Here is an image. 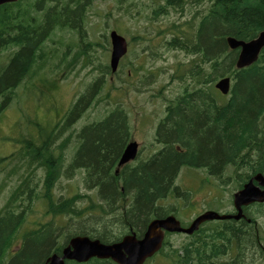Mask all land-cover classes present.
Segmentation results:
<instances>
[{"label":"trees","instance_id":"obj_1","mask_svg":"<svg viewBox=\"0 0 264 264\" xmlns=\"http://www.w3.org/2000/svg\"><path fill=\"white\" fill-rule=\"evenodd\" d=\"M115 1L118 9L129 12V7L121 6L124 0ZM164 2L167 7L183 12L185 6H197L201 0ZM88 4V0H70L43 9L29 0H19L0 6V54L10 50L7 62H0V117L11 103L17 102L16 91L24 82L37 81V85L25 86V90L33 94L36 92L42 100L44 94L40 90L39 79L47 73L48 77H52L56 70L61 69L60 62H64V67L70 64L65 57L77 46L73 38L59 39L56 45L59 41L67 42L64 46L58 45L66 48L60 53L61 50L55 47L44 49V44L65 29L64 33L72 31L69 34L78 37L83 28L85 30L86 20L89 22V18L85 17V6ZM161 9L154 10L153 15L157 17L163 12ZM36 11L39 14L35 17ZM188 21L184 27L176 25L177 31H184L175 34L169 44L197 56V59L183 75L176 73L174 79L193 86L197 82L210 85L223 76H230L233 80L230 98L223 104L215 105L210 97L204 94L195 97L191 90L193 96L175 98V106L172 109L169 107V120L159 139L165 144L164 150L148 164L125 171L123 193L116 191L114 177L108 174L125 139L124 124L117 119V114H110L100 123L90 125L92 122H88L78 132L76 139L81 145L66 168L63 150L69 138L59 135L56 139L55 136L61 126H69L76 120L75 116L91 103L103 77L99 84L97 81L89 84L85 94L80 93L77 101L71 102L73 106L62 121L57 116L51 117L46 132L36 124V135H29L26 131V134L19 132L16 139L2 138L1 144L5 141L13 144H6L11 150L0 156V167L5 172L0 188L11 182L14 173H18L20 178L19 184H15L8 200L1 206L0 264H42L51 251L57 252V241L63 237L57 235L53 222L59 217L81 216L96 207L91 203L84 210L76 209V203L91 197L86 193L76 192L59 198L53 196L59 179L65 177L69 180L80 169L84 171L86 189L94 188L96 196L106 203L116 197L133 198L128 214L134 225H143L152 217H163L164 213H160L156 204L167 194H179L178 189H172V186H175L182 167H206L210 174L222 178L225 170L234 165L235 175L241 182L256 174H264V48L256 63L237 71L234 69L237 51H230L225 43L227 37L250 41L264 32V0H208L202 10L196 11ZM190 26L192 30H189ZM84 54L89 56L88 51L84 50ZM202 63L211 64L212 70L208 66L206 71H199ZM181 88L185 89L184 86ZM56 141L60 143L55 147ZM173 143L181 144L184 153L175 152ZM15 146L17 149L13 150ZM4 160L13 170L6 172ZM28 195L33 201L39 199L43 208L39 212L44 217L49 216L51 223H34L24 230L21 248L10 254L12 244L20 239L19 231L28 221L30 213L35 211L30 207ZM260 213L264 215V205L259 207V211L257 208L251 211L250 224ZM83 223V227L69 229L67 234L103 239L100 232L94 230L97 229L96 224L87 225V222L86 226ZM256 240L264 242V221L256 228L248 224L235 226V223H223L200 229L189 242L184 243V249L173 250L171 256L181 264H216L219 260L214 258L220 255L219 252L236 247V258L231 260L233 264H254L259 262L253 258L257 255ZM85 264L100 263L91 260Z\"/></svg>","mask_w":264,"mask_h":264},{"label":"rangeland","instance_id":"obj_2","mask_svg":"<svg viewBox=\"0 0 264 264\" xmlns=\"http://www.w3.org/2000/svg\"><path fill=\"white\" fill-rule=\"evenodd\" d=\"M207 2L208 0H201L199 5L185 6L183 12H180L178 9L167 7L164 0H127L126 3L124 0L121 6L124 8L126 6L129 7V12H123L117 8L118 3L115 0H88L89 4L85 6V17L89 18V22L86 20L84 25L85 36L83 37L82 31L80 37L92 45V48L89 47L88 50L93 62L89 59L90 57L83 59L79 49L77 51L72 50L71 54L68 53L65 57L66 61H70V69H66L64 62H60L58 65L61 69L56 70L52 74V77H48L49 73H47V75L43 74L39 79V87L44 94L42 100L36 95V92H34L35 96L33 93L25 90V86L28 88L29 86L32 87L33 84L37 85V81L33 79L29 82H24L23 86L16 91L18 95L17 102L11 103L1 114L0 142L2 138H18L19 132L26 134V131H28L29 135H36V124L42 128V131L46 132L51 117L55 118L57 116L60 119L65 110L68 109L71 101H73L74 95L86 92L89 84L95 81L99 84L102 76H100V69L96 66L108 65V51L110 49L108 37L113 30L117 31L127 43V54L123 57L122 64L119 65V74L113 76L112 79H109L110 76L103 78L101 84L97 85V95L93 100V104L81 112L74 125L61 126L55 134L56 139H59L57 137L59 135H74L86 123L98 121V119L106 117L107 112L114 106L115 100L112 99L115 93L120 94L121 100L119 99L118 101L121 102V107L129 113L130 118H139L145 113L153 119L163 117L167 105L163 101V98L172 97L184 85V83L171 80V75L176 68L193 57L182 49L171 47L168 42L175 34L184 31H177V26L184 27L189 22L188 20L191 16L196 11L202 10ZM160 9L163 12L155 17L153 15L154 10L159 11ZM38 14L36 11L34 16L36 17ZM189 30H192L191 26ZM72 38V34L60 33L58 37L48 39L44 44V49L48 48L47 50H49L53 48L59 39L70 40ZM75 39L78 40L79 37L76 36ZM65 44L67 42H58L60 46H64ZM58 45H56V48L60 49V53H62V50L66 48H60ZM73 51L77 52L79 56L76 57ZM64 53H66V50H64ZM9 54L10 50L0 54V62L2 64L7 62ZM83 62L85 66H83ZM128 69L132 72L131 80L137 84V86L131 85L133 88L137 87L138 90L135 88L134 90L130 89L127 83H120L124 80L128 81V79L123 77ZM144 72L149 73L144 74ZM144 75H146L145 78L143 77ZM141 85H146V87L140 88ZM204 89L207 90L206 87ZM157 93H160L161 97L156 95ZM213 94L216 95L214 92ZM225 99H228V97H225ZM40 100L41 103H39ZM75 100L77 101V99ZM216 101H218V104H221L224 99L219 97ZM143 137L137 136L134 137V140L142 141ZM150 140L152 141V139ZM59 143V141H56V145ZM6 144L13 143L10 141H5L3 144L0 143V156L6 155L7 151L11 150L8 149ZM73 147L74 144H71L70 148L67 149L66 153L68 156L73 154L71 151ZM16 149L17 147L15 146L13 150ZM3 165L6 172L13 170V168L8 167L7 161L3 162ZM1 169L0 167V180L5 176V172H2ZM34 179L38 178L34 176ZM10 180L11 182L7 186L0 188V205L5 202L15 184H19V174L14 173ZM237 183L232 168L226 170L222 178L214 177L213 179L207 177L201 170L182 168L174 182V187L179 188L178 196L170 194L168 197H165L164 200H161L157 204L158 210L160 213L161 211L163 213L167 211L168 214L174 211L184 224H188L198 213L206 210L219 213L232 212V194L236 191ZM84 185L85 181L81 173L75 174L69 180L61 177L57 183V188L53 189V196L59 198L68 197L76 192L81 194L88 193V196H91V200L84 199L78 202L79 204L76 203L77 210H84L91 202L94 204L98 203L95 200V192L86 191ZM174 187L172 186V189ZM185 194L186 197L184 196ZM39 204L40 202L37 198L33 202L35 211L30 213L28 221L19 231L20 237H22V232L31 228L35 222L50 223L49 216L44 217L40 214L39 210L41 207ZM1 210L2 207L0 206V212ZM248 215L250 216L248 219L253 216L250 212H248ZM100 216H102V212L99 208L94 207L92 210L85 211L78 217H59L56 219L54 227H59L57 228L58 234L62 236L68 233L69 229L81 228L83 227V222H85V225L89 222L87 225L96 224L97 229L94 230H98L100 235H102ZM257 221L260 224L263 222V218H259ZM166 240L167 245L162 254H167L172 249H177L186 241V238L183 235L175 234L170 235ZM19 244V239H16L9 251L10 254H13L18 249V247L14 248V246ZM256 246H258V243H256ZM253 258L259 259V253L254 255ZM226 259L228 260V256L219 258L222 263H225ZM171 261L169 257L166 258L159 255L151 260L149 264H172ZM261 262L262 260H259V263Z\"/></svg>","mask_w":264,"mask_h":264},{"label":"water","instance_id":"obj_3","mask_svg":"<svg viewBox=\"0 0 264 264\" xmlns=\"http://www.w3.org/2000/svg\"><path fill=\"white\" fill-rule=\"evenodd\" d=\"M16 1L17 0H0V5L14 3ZM226 42L231 49H240L236 60V68L241 69L251 65L257 60L258 54L264 46V32L260 33L256 39L247 43L236 41L231 38H227ZM110 43V66L112 71H115L119 59L126 53V42L121 36L116 34V32H111ZM215 87L222 94H227L229 90V78L221 79ZM135 152V143L129 144L121 157L120 164L132 159ZM254 180L259 186L263 187V190L254 186L252 181L244 184L243 188L235 193L233 197L234 208L237 211V214L234 216L218 215L210 211L205 212L198 216L187 229L181 228L179 222L171 216L164 219H156L149 223L142 239L137 240L134 235H131L123 238L121 242L110 246L102 245L97 240L91 241L88 238L76 237L70 240L68 246L63 249L61 256L52 255L44 264H64L65 260L83 263L93 257L111 258L117 264H142L146 258L151 257L161 248L163 231L192 234L204 221L237 220L241 217L242 206H247L254 202L263 203L264 177L257 175Z\"/></svg>","mask_w":264,"mask_h":264},{"label":"flooded vegetation","instance_id":"obj_4","mask_svg":"<svg viewBox=\"0 0 264 264\" xmlns=\"http://www.w3.org/2000/svg\"><path fill=\"white\" fill-rule=\"evenodd\" d=\"M62 1L69 2L70 0H53V3H62ZM103 67V73L105 72L106 66L102 65ZM190 88V87H189ZM191 91L187 88L183 89L182 92L179 95V99H183L186 96H193L190 93ZM200 90L196 91L195 97L200 95ZM212 101L214 99L212 96H210ZM121 103V102H119ZM215 105L217 104L216 101L213 102ZM116 114L119 116L117 119L120 120L124 124L125 129V139L123 143V147L119 151L118 155L116 156L115 160L113 161L111 167L108 170V174L111 175V177H114V187L116 188V191H122L123 190V174L127 170H135L137 168H140V166L148 164L149 161L156 155H158L162 150L165 148V144L160 142L159 139H161V132L163 131L164 126L166 125L167 121L169 120L167 117L162 118H156L153 119L151 117L145 116V117H139V118H130L122 113V107L121 104H119V107L116 110ZM168 113L165 110V114ZM123 115V116H122ZM107 119V118H106ZM104 119V120H106ZM137 136H144L142 138V141H135L134 137ZM152 139V141L150 140ZM136 142L137 143V152L135 158L128 162L127 164L122 165L118 168V161L121 157L122 152L124 151L126 145L129 142ZM161 150V151H160ZM173 150L177 153H184V149L182 148L181 144H174L173 143ZM233 169L234 166H231ZM199 170L203 171L205 174L209 175V171L206 167H198ZM257 175V174H256ZM256 175L252 176L250 179H247L246 181H250L255 177ZM116 176V177H115ZM118 176V177H117ZM210 178H214L212 174L209 175ZM242 187V186H241ZM241 189V188H240ZM133 198H126V197H116L112 202L106 203L107 201L101 200L103 203V209L104 211L108 210L109 213H103L101 218V229H102V241L104 244H113L116 242H119L122 240L124 236L135 234L137 238H142L143 234L145 233L148 223L150 220H146V222L143 225H134L130 221V217L128 214V211L130 209V205L132 203ZM110 205V207H107ZM251 208L255 207V204L250 206ZM158 208V206H157ZM247 208H243V216L244 218H241L237 222H235V226H240L242 224H250L246 221V216L248 212L251 213L252 210H249L247 212ZM256 209V208H255ZM257 210L259 211V207H257ZM166 215V214H165ZM164 215V216H165ZM153 216V215H152ZM163 216V217H164ZM160 217V218H163ZM154 218V217H152ZM182 225V224H181ZM189 225V224H188ZM186 225V226H188ZM108 229V230H107ZM111 231V232H109ZM109 232V233H107ZM168 237L167 233H165V237ZM186 237V236H185ZM166 240L164 239V242ZM164 245V243H163ZM184 249V246L181 247ZM257 253H259V258L262 259L264 254L262 253L263 247L261 245L256 246ZM238 248L232 247L228 248L225 251L219 252V256H215V259L219 258H225L228 256L227 251L237 250ZM174 249H172L170 252H172ZM158 254V253H157ZM155 254V255H157ZM222 254V255H221ZM157 256H152L151 258L147 259L144 264L151 263V260L156 258ZM218 258V260H219ZM229 258L234 259L233 255H230ZM100 264H116L110 259H98ZM234 261L225 262L222 263L220 260L216 264H233ZM172 264H175L172 262ZM181 264V263H180ZM257 264V263H254Z\"/></svg>","mask_w":264,"mask_h":264},{"label":"bare ground","instance_id":"obj_5","mask_svg":"<svg viewBox=\"0 0 264 264\" xmlns=\"http://www.w3.org/2000/svg\"><path fill=\"white\" fill-rule=\"evenodd\" d=\"M181 92H182V88H181ZM181 92H180V93H181ZM244 142H245V141H244ZM257 175H259V174H257ZM257 175H256V176H257ZM256 176H255V177H256ZM255 177H253V179L250 180V181L254 182V181H255V180H254ZM157 206H158V205L156 204V208H157Z\"/></svg>","mask_w":264,"mask_h":264}]
</instances>
